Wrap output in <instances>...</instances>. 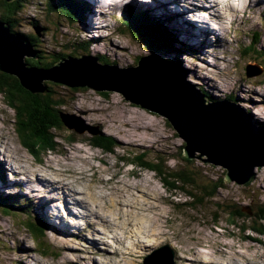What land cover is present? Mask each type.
Listing matches in <instances>:
<instances>
[{"label":"rangeland","instance_id":"374dc122","mask_svg":"<svg viewBox=\"0 0 264 264\" xmlns=\"http://www.w3.org/2000/svg\"><path fill=\"white\" fill-rule=\"evenodd\" d=\"M95 1H87L90 6L86 10L88 12L85 11L82 22L86 32L83 35L91 37L93 43H97L96 45L91 44L92 47L90 46L93 53L107 55L110 59L118 61L120 63L119 66L117 65L118 69L130 67L131 54L133 56H149L150 53L145 54L139 41H129L124 36H116L117 30L120 31L121 26L117 20H113V16L117 19H119V14L123 16V11L126 10V6L123 7L124 3L128 2L127 5L137 4L141 9L149 10L151 15L161 21L167 18L170 20L173 16L172 25L169 24L168 27L179 34L176 37L181 43L193 48L192 52L196 51V54L191 56L189 53H185L188 51L184 50V54L180 57L181 67L189 72L186 82L196 90L197 86L203 87L216 100L224 99L225 95L232 94L240 105L236 104L235 101L230 102L240 107L245 113L251 114L254 121L264 124V76L261 75L250 82L245 77L247 66L259 67V64L251 60L249 62L243 61L239 64L240 68H237V63L240 62L237 61L241 59L239 58L238 45L241 41L243 43L248 42L249 36L247 34L250 31L259 33V47L264 49V0L253 1L252 4L258 6H254L256 9H253V5L248 2H242L240 4L242 10L240 11H236L231 6L232 0L223 3L218 2L221 4V6L219 5V11H221L219 18H214L212 13H204L203 20H198L196 23L197 16L186 14L185 17H181L178 13L181 7L176 6L173 2L164 7H159L152 0H124L120 3L121 7L116 10L107 4L108 7L105 9L107 15L102 19L99 17L100 15L97 16V20L95 19L97 28L91 30L85 22H87V17L90 14L89 10L97 8L94 6ZM105 1L108 3V0ZM33 2L37 3H33L29 10L17 15V19L23 20L19 24V34H24L35 40L32 35L35 33L38 36L36 31L40 30L41 38L48 36L51 39V34L54 31L53 35L58 37L61 42L50 45L51 51L59 50V52L68 54V57L72 56L70 54L73 52L67 53V48L63 43L64 39L67 38V33H74L70 32L68 27L56 31L51 23L55 26L53 21H57L58 17L48 16L46 14L47 8H44V5L40 3L41 1L33 0ZM26 16L27 19L25 20ZM29 17H32L34 23L31 21L24 22ZM207 19L213 28H215L216 23H219L218 29L223 25L222 31L219 30L218 34H211L212 32L199 34L198 29L194 26L202 28V23H205ZM39 23L43 24L38 26ZM48 30L52 32L49 34L50 31L48 32ZM32 31L34 32L32 33ZM192 32L196 36L188 37L187 33ZM10 33L17 35L13 34L11 30ZM120 34H124V32H120ZM128 36L131 38L130 34ZM78 37L74 34L69 39L76 41ZM69 39L67 38L68 42H73ZM51 41L54 40L51 39ZM40 49L44 51L42 47ZM124 50L128 53H125ZM242 68L244 72H242ZM50 87L54 89L62 87L66 91L69 90L51 82ZM107 94L104 95L108 96ZM118 98L119 96L114 95L111 100H108L97 95L84 93L74 95V93H70L65 99H59L57 104H53L55 109L59 103L63 104L61 110L64 114L76 120L77 125L82 129L80 139L96 135L113 140L116 145L115 154H105L101 149L91 147L86 143L87 141L79 143L77 139L80 135L79 132L75 129L70 130L65 126L59 130H53L61 142L58 150L39 152V159H37L21 144L15 130L17 128L16 112L5 101L4 95L0 93V134H3L9 143V145L6 144V147L0 145V165H4L8 186L4 187L6 190L3 186L0 187L5 191V196L16 197L18 194L21 195L20 199L13 201L17 212L27 213L29 211L33 216L44 217L48 223V227L45 228L47 232H40L44 236L42 243L45 245L44 251L47 253L43 254L37 246V240L29 230V227L32 226L27 225L26 228H22L20 227L21 222H16V218L19 219V217L2 215L0 212V264H195L193 262L195 259H198L200 264L214 261L215 263L210 264H264V235L249 233L255 239H260L257 243L252 240H245L244 235L240 236L237 232L227 229V225L224 223L213 225L211 220L213 210L207 211V208L202 207L190 208L187 205L192 198L188 197L185 192L167 191L154 172L138 171L120 160V158L128 157L136 152H147L151 156H159L163 160H168L167 168H181L184 167L183 163L175 158L182 156L184 159H188L182 154L184 141L178 137L165 119L148 112L132 111L125 106H112V104L118 103ZM65 138L76 140V142L69 144ZM13 159L32 170H42L41 168L44 166L50 165L52 170L56 171L50 174L60 177L61 180L65 175L77 176L74 180L78 179L79 183L69 180L62 185L75 192L74 197L77 196L78 202V197H85L83 193H86L87 189L90 188L99 197L100 195L106 197L112 195L110 210L118 215L121 220L124 217L122 218L120 211L112 207L116 198V200L122 201L124 205L132 202L146 205L144 211L141 212L142 226L140 222L124 224L123 220L119 224L109 225L111 221L115 222L112 218H116V216L105 211L104 215L110 217H106L104 220L101 216L104 222L97 219L89 220L88 216L86 220H76L70 217L66 211L63 212V218L61 216L60 221L56 219L57 217L54 219L51 212L57 213L54 210L57 211L58 206L62 209L63 206L61 204H54L53 206L50 204L53 202L51 201L49 203L50 209H44L43 213L45 205L42 204H46V202L40 201L30 192L29 188L21 184V182H28L27 180L35 182L37 176H32V173L18 169L19 164L15 163L16 161ZM188 161L193 162L195 168H200V173L207 179H222L226 174L224 169L205 164L199 160ZM253 172L255 179L251 184L248 182L243 186H238L235 183H226V189H218L215 200H218L217 203H222V205L217 206L211 201L213 209H221L223 205L231 204L240 209L243 219L246 217L250 220L255 219L256 211L264 202L262 197V193H264V167L255 169ZM46 180L52 182L50 179ZM56 182L58 183V181ZM103 182L110 183L104 185ZM70 183L78 187L80 192L67 185ZM16 185L19 187H14ZM130 185L140 188V191L129 188ZM133 193L134 196H132ZM46 196L40 199L44 201L52 198V196L48 197L47 194ZM73 200L76 203V200ZM91 203L98 206V201ZM21 205L24 208H19ZM256 205L257 208H255ZM47 206L49 205L47 204ZM117 207L119 208L118 205ZM122 210H127L129 214L134 212L138 214V211L131 207H122ZM55 220H57V225ZM105 222L109 224L107 225ZM73 224L82 226L83 229L63 230V227L70 228ZM150 230L154 234H148L147 232ZM233 233H236V236L230 238V234ZM145 245L150 246L144 249L146 248Z\"/></svg>","mask_w":264,"mask_h":264},{"label":"trees","instance_id":"16d2710c","mask_svg":"<svg viewBox=\"0 0 264 264\" xmlns=\"http://www.w3.org/2000/svg\"><path fill=\"white\" fill-rule=\"evenodd\" d=\"M39 2L44 5V8H47L46 14L48 16L52 18L58 17L57 21H53L55 26L51 23L56 31H60L61 29L68 27L70 32H73L79 36L76 41L71 40L73 41L71 43L68 42L67 38L64 39L63 44L67 48V53L73 52V54L71 53L70 55L76 58H79L80 56L94 57L93 59H96L99 65L105 67L120 65L118 61L110 59L107 55H99L98 53H93L91 51V44L96 45L97 43H93L91 37L83 35L86 32L80 26L84 20L85 11L88 10V7L90 6L88 2L85 3L84 1L80 0H39ZM33 3L37 2H33V0H17L14 7H12L13 4L11 5L4 0H0V21L4 22L9 27L13 34L19 35V24L22 23L23 20L21 18L17 19L15 16L19 14L21 15L24 13V11L29 10ZM26 19L27 16L25 17V20ZM25 20L24 22L31 21V23H34L32 22V17H29L27 21ZM117 21L121 28L120 31L119 29L117 30L116 35L130 34L131 38L129 41H139L145 54H156L162 52V55L164 58H166V60L179 64H181L180 57L182 54H184V50L188 51L185 53H189L191 56L196 54V51L192 52L193 48H189L188 46L181 43L179 39H177L178 36L176 32L168 27L169 24L167 25L169 20L163 19V21H161L160 19L151 15L150 11L147 9L143 10L130 7L129 10L123 14V16H119ZM42 24L43 23H39L38 26ZM33 32L34 31H32V33ZM48 32L50 34L52 31L48 30ZM53 32L51 34V39L54 41H51L48 36H44L43 38L34 36L33 38L35 40H32L29 36L22 34L23 37L30 39L29 42L32 44V47L38 56L37 64L32 65L31 62H28L29 67L35 66L40 68L41 66L42 69H49L55 64L59 63L61 60L68 58V54L64 52H59V50H55L54 52L51 51L52 47H49L50 45L61 42L58 37L53 35ZM120 32H124V34H120ZM61 35H63V33H61ZM67 35L70 34L67 33L66 36ZM247 35L249 36L248 42L243 43V41H241V43L238 45L239 58L241 59L237 61H240L237 63V68H240L239 64L241 62H249L251 60L257 62L264 69V49H260L259 47L260 35L256 31H250ZM40 47H42L44 51H42ZM139 56H133L131 54L132 61L129 65V68H134L138 65L140 58L143 57ZM242 72H244L243 68ZM45 87L46 92L32 96L21 89L16 78L0 72V93L2 92L6 94L5 101L16 112V133L18 134L23 147L37 159H39V152H55L61 145H59L61 142L58 135L54 134L53 130H59L65 127L62 121V116L68 115L64 114V112L61 110V108H63V104L59 103V106L56 109L53 104H57L59 99H65L66 96L68 97V95H70V93H74V95L78 94V92L71 90L66 91L62 87L59 89L51 88L52 86L50 87V83H46ZM197 91L206 96V100L208 102H220L221 100H228L232 102L235 101L236 104L240 105L239 101L232 94L225 95L224 99L216 100L211 97V95L205 91L203 87L197 86ZM254 124L256 127H260L261 125L264 126V124H260L256 121H254ZM79 134L80 135L77 134L79 143L87 141L86 143H88L91 147L101 149V151L105 154H115L116 145L114 144L113 140L96 135L89 136L85 139H80L82 134ZM65 140L69 144L76 142V140L67 138H65ZM175 159L180 160L184 167L167 168L166 165H168V160H163L159 156H151L150 153L147 152H136L129 155L128 157L120 158L121 161L132 166L133 169H137L138 171L144 170L154 172L167 191L185 192L188 197L192 198L191 202L187 205L190 206V208L194 209V207H202L207 208V211L213 210V214H211V220L214 223L213 225L224 223L227 225V229L237 232L240 234V236L244 235L243 238H245V240H252L258 243L260 239H255L254 237L250 236L249 233H255L259 236L264 235V202L260 208H258L259 210L256 211L254 216L255 219L253 220H250L248 217L243 219L244 217L241 214L240 209L231 204L223 205V208L226 209L225 211H223V208L213 209V205L210 203L211 201H213V203L217 206L222 205V203L218 204V200H215V198L217 197L216 194L218 189H226V183L224 180L225 176L222 179H207V177L200 173V168L197 169L194 167L193 162L184 159L182 156ZM254 179L255 175L252 176V180L249 184H251ZM5 180V169L4 166L0 165V181L4 182ZM253 193H255V191H253ZM262 194V197L264 198V193ZM12 199L13 197L5 196L4 194L0 193V211H6L8 213L14 211L18 214L29 215L28 212H17L13 205L14 200ZM19 208L24 207L21 205ZM255 208H257V205ZM24 224L27 226L26 222ZM28 225L32 226L29 228L32 235L37 240L38 248H40L43 254H47L46 251H44L46 248L45 245L41 243L38 238H36V235L42 237L40 233L42 223L37 221L36 225L31 223ZM230 236V238H234L236 233L230 234Z\"/></svg>","mask_w":264,"mask_h":264},{"label":"water","instance_id":"95a60500","mask_svg":"<svg viewBox=\"0 0 264 264\" xmlns=\"http://www.w3.org/2000/svg\"><path fill=\"white\" fill-rule=\"evenodd\" d=\"M4 1L14 7L17 0ZM36 32L38 36L33 33L32 37H41V31ZM28 62H38L32 44L20 34L12 35L0 22V72L16 78L30 95L46 92L45 85L50 82L108 100L117 95L119 101L112 106L165 119L184 141V157L224 169L227 184L243 186L252 180L255 169L264 167V126L256 127L251 114L228 100L208 102L186 82L189 72L179 63L164 60L162 52L145 55L137 66L127 69L101 66L96 59L84 56H69L49 69L29 67ZM261 75L260 67L247 66V80ZM62 121L68 129L81 132L73 117L63 115Z\"/></svg>","mask_w":264,"mask_h":264},{"label":"bare ground","instance_id":"6f19581e","mask_svg":"<svg viewBox=\"0 0 264 264\" xmlns=\"http://www.w3.org/2000/svg\"><path fill=\"white\" fill-rule=\"evenodd\" d=\"M122 1H124V0H108V3H106L105 0H96L94 2V6L97 7V8H93V9L89 10L90 11V14H89V16L87 15L88 16L87 17V20H86L87 22H85V23L89 25V28L91 30L96 29L97 26H96L95 19L97 20V16H99V15H100L99 17L101 19L107 15V12L105 11L106 7H108L107 4H109V6L113 7V9L116 10V9H118V7L119 8L121 7L120 6V3ZM152 1L153 2H156L157 3V6H159V7H164L165 5H169L170 3L173 2V4H175L176 6L181 7L180 11L178 12L181 17H185L186 14H188V16L189 15L197 16L198 18L195 19V23H196L198 20H203V17L205 15L204 13H206V14L207 13H212L214 15V18H219V13L221 12V11H219V5L221 6V4H219L218 2L223 3L224 1H230V0H152ZM253 1L254 0H232L230 3H231V6L236 9V11H240V10H242L241 7H240V4H242V2H244V3L248 2L249 4L253 5V9H256V8H254V6H256V7H258V6L252 4ZM200 2H204L206 4L203 5ZM98 5H99V7H98ZM96 9H98V10H96ZM86 12H88V11H86ZM201 26H202V28H198V27L194 26L196 29H198L199 34H206L208 32L209 33L212 32L211 34H218V31L219 30L222 31V29H223V25H221V28L220 29L217 28L219 26V23H216V25H214L215 28H213L211 26V23H210L209 19H207V21L205 23L203 22ZM189 34H190V36H189ZM189 34L187 33L188 37H192L193 38V37L196 36L193 32L192 33H189ZM1 144L4 147H6V144L9 145L8 141H6V138L4 137L3 134H0V145ZM2 145H1V147H2ZM0 152H1V150H0ZM9 152H12V151H9ZM13 160H15V159H13ZM15 161H16L15 163L19 164V166L17 165L18 166V169L23 170V171H25L27 173H32V176L33 175L34 176H37L35 182H31L30 180H27L28 182H25V183L24 182H21V184L24 185V186H26L27 188H29L30 189V192L33 193V195L35 197H37L40 201H42L43 203L46 202V204H42V205H45V207L43 208V211H42L43 213H44V209H50L49 208L50 207V204L53 205V206H54V204L55 205L61 204L63 206L62 209H61L60 206H58L59 209L57 211L54 210L57 213H54L53 211L51 212V216L54 219H55V217H57L56 219H58L60 221L61 220V216L63 218V212L66 211V212H68V214L70 215V217H72L73 219L75 218L76 220H79V219L86 220V218L88 216L89 217V220L97 219V220H99L101 222H104V221H102L101 216H102V218L104 220H106V217L107 218L110 217V216H105L104 215V211H105V212L109 213L110 215H115L116 216V218H112V220H114L115 222L111 221L110 224L108 222H105V223H107V225L108 224L109 225H114L115 223L116 224H119L123 220V223L124 224H126V223H129V224H133L134 223L135 224L136 222H140L141 223V226H142L143 219L141 218L142 217L141 212L144 211L146 205H144V204L143 205H140L137 202H132L131 204L124 205L122 203V201H118V200H116L117 199L116 198L114 200L116 202L115 203L114 202L112 203V207L114 209L120 211V213L122 215V218L124 217L121 220V219H119L120 217L118 215L112 213L113 211L111 212V210H110V206H111L110 205V199L112 198V195H108V197H106L104 195H100V197H99L96 194V192L92 191L91 188H90V189H87V192L86 193H83V194H85V197H83V198L82 197H78L79 198V202H78L77 201L78 199L76 198L77 196L74 197V193L75 192L71 191L68 187L62 185V183H65L66 181H69V180H73V181H76L77 182L78 179L74 180V178L77 177V176L74 177L72 175H65L64 178H62V180H61L60 177H57L54 174H50L52 172H56L55 170H52V167L50 165L49 166H44V168H41L42 170H32V169H28L27 168L28 166H23L22 163H19L18 162V160H15ZM11 162H13V161H11ZM2 166H4V165H2ZM47 173H49V174H47ZM12 176H14V175H12ZM14 178H16V177H14ZM46 179H50L52 182H49ZM56 181H58V183ZM77 183H79V181ZM103 183H104V185H106V183H110V182H106V183L103 182ZM70 184H67V185L76 188L77 191L80 192L79 191L80 189L78 187H76L75 185H72V184L70 185ZM92 187L94 188V186H92ZM129 188H133L134 190L136 189L137 191H140V188L134 187V186L132 187L131 185L129 186ZM46 194L49 195L48 197H51L52 196V198H49L48 200H44V201L41 200L40 199L41 197H47ZM64 194L66 195L65 198H64ZM79 194H81V193H79ZM132 196H134V193L132 194ZM73 199H75V200L77 199L76 200V203L77 204L74 202ZM124 200H126V199H124ZM51 201H53V202L50 203ZM93 201H98V206H96V205L94 206L91 203ZM47 204L49 206H47ZM103 205H104V208H103ZM117 205L119 206V208L117 207ZM122 207H125V208L131 207V208H134V210L136 209L138 211L137 212L138 214H136V212H134L132 214H129L127 210L123 211L122 210ZM109 219H111V218H109ZM55 223L57 225V220H55ZM73 227H74V229H73ZM76 229L82 230L83 227L82 226H77L75 224H73V226H71L70 228L63 227V230H65V231H76ZM147 233L148 234H150V233L151 234H154V232H152L151 230L149 232H147ZM145 246H146V248H144V247L143 248L144 249H147V246H150V245H145ZM148 251H151V250H148ZM193 262H195V264H200L198 259H195ZM210 263H215V261L214 262H204V264H210ZM223 264H225V263H223Z\"/></svg>","mask_w":264,"mask_h":264}]
</instances>
